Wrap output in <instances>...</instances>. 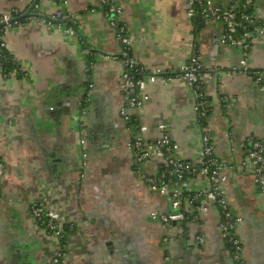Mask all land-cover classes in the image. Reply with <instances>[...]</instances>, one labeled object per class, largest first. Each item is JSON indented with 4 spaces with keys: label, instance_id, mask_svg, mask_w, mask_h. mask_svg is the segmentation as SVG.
I'll return each instance as SVG.
<instances>
[{
    "label": "crops",
    "instance_id": "crops-1",
    "mask_svg": "<svg viewBox=\"0 0 264 264\" xmlns=\"http://www.w3.org/2000/svg\"><path fill=\"white\" fill-rule=\"evenodd\" d=\"M34 1L0 0V16L19 18ZM115 4L131 40L129 56L144 70L140 77L157 74V82L147 85L144 109L129 113L147 127V141L170 135L179 146L177 156L196 167L203 160L197 95L184 80L165 78L191 58L202 61L209 103L202 124L225 165L223 191L241 218L237 235L244 259L264 264V194L248 160L252 142L264 143V94L242 65L246 61L250 70L264 71V36L256 37L246 55L223 43V24L210 16L191 17L188 0ZM214 4L252 12L264 22V0ZM59 11L64 17L54 18ZM31 14L3 34L14 68L0 69V163L6 170L0 182V264H53L59 242L39 227L30 209L41 201L65 227L66 264H232L215 205L194 219L184 201L185 220L166 230L152 218L169 209L146 182L147 176L163 173V161L139 163L130 146L134 126L120 114L126 105L123 45L100 0H40ZM88 84L93 87L81 103ZM208 185L207 177L193 173L183 191Z\"/></svg>",
    "mask_w": 264,
    "mask_h": 264
},
{
    "label": "built area",
    "instance_id": "built-area-1",
    "mask_svg": "<svg viewBox=\"0 0 264 264\" xmlns=\"http://www.w3.org/2000/svg\"><path fill=\"white\" fill-rule=\"evenodd\" d=\"M103 9V15L111 27L116 31L117 38L123 45L122 63V91L126 97V105L121 109V116L127 123L135 122L134 136L131 142V148L137 153L139 163L145 164L153 157L163 161L164 171L160 176H147L146 182L152 192L163 196L169 204L167 211H156L152 218L157 220L166 230L170 225L182 222L186 214L181 207L184 201L193 208L192 217L198 218V215L208 210V205L213 204L219 210L218 226L226 244L232 250V264H247L244 259V245L237 235V228L241 223V218L234 215L228 207L223 191V183L226 181L225 165L215 157V148L209 130L202 124L207 118L209 103L203 93L202 77L204 65L198 57L187 61L178 73L169 75L165 82L170 83L174 80H184L185 83L197 95L195 113L198 122L203 127L202 145L203 160L199 167L180 159L177 156L179 146L171 139L170 135H163L155 141H147L145 138L147 127L140 125L130 111L141 112L149 101V95L146 91L148 84L157 82V74L147 77H140L144 70L139 67L137 62L129 56L131 52V40L127 35V30L118 22V17L122 14V8L115 4V0H100ZM189 15L194 18L204 19L210 16L224 26L223 43L230 48H240L244 54H248L253 47L257 36H264V22L259 21L252 14L237 10H225L214 4V0H188ZM64 14L59 11L54 18L62 19ZM11 15L0 16V69L12 62L6 51L4 41V30L9 27ZM71 35L75 32L70 30ZM86 68L87 74L90 72L91 64ZM243 74L253 78V82L258 90L264 94V71L250 70L247 62L243 61ZM24 68L20 72L25 73ZM160 73V71L156 72ZM93 87L88 84L82 93L81 103L88 100L89 90ZM164 129V128H161ZM82 143H84L82 141ZM83 154V158H86ZM84 160V159H83ZM248 160L251 162L254 170V180L259 191L264 194V143L255 140L252 142L248 152ZM85 163L82 165V167ZM5 167L0 163V182L5 173ZM199 173L207 177L209 185L199 191L187 193L183 191L184 181L192 174ZM31 213L39 227L48 234L57 238L59 242V251L53 259V264H66V230L57 213L48 209L46 202L41 201L32 204ZM199 238V242H203Z\"/></svg>",
    "mask_w": 264,
    "mask_h": 264
},
{
    "label": "water",
    "instance_id": "water-1",
    "mask_svg": "<svg viewBox=\"0 0 264 264\" xmlns=\"http://www.w3.org/2000/svg\"><path fill=\"white\" fill-rule=\"evenodd\" d=\"M39 2H40V0H35L34 3L31 5V7L29 8V10L23 16H21L19 18H13V19H11L10 22H9V24L14 23V22L21 21V20H23V19H25L27 17H30L32 15L31 14V11L37 7V5H38ZM2 26H6V24L3 23V24L0 25V27H2Z\"/></svg>",
    "mask_w": 264,
    "mask_h": 264
},
{
    "label": "trees",
    "instance_id": "trees-1",
    "mask_svg": "<svg viewBox=\"0 0 264 264\" xmlns=\"http://www.w3.org/2000/svg\"><path fill=\"white\" fill-rule=\"evenodd\" d=\"M239 10L242 11V9H239ZM237 11H238V10H237ZM246 12H248V11H246ZM248 13H252V12H248ZM12 68H14L12 63L3 66V69H4V70H7V71L12 70ZM19 76L22 77V74H21V75L19 74ZM134 125H135V122L133 121V122L131 123V126H134Z\"/></svg>",
    "mask_w": 264,
    "mask_h": 264
}]
</instances>
